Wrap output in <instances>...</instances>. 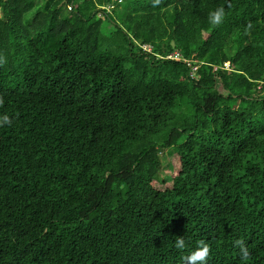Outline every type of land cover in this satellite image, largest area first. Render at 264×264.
Returning <instances> with one entry per match:
<instances>
[{
	"label": "trees",
	"instance_id": "obj_1",
	"mask_svg": "<svg viewBox=\"0 0 264 264\" xmlns=\"http://www.w3.org/2000/svg\"><path fill=\"white\" fill-rule=\"evenodd\" d=\"M4 116L0 264H264V0H0Z\"/></svg>",
	"mask_w": 264,
	"mask_h": 264
},
{
	"label": "clouds",
	"instance_id": "obj_2",
	"mask_svg": "<svg viewBox=\"0 0 264 264\" xmlns=\"http://www.w3.org/2000/svg\"><path fill=\"white\" fill-rule=\"evenodd\" d=\"M220 15L221 13L219 11L214 14V22H217L219 20ZM7 123H9L7 116L0 117V125ZM236 243L239 247L240 257L243 264H247V259L249 256L247 247L240 241H237ZM174 247L178 250H183L185 248V239L178 236L174 241ZM208 252L209 249L207 244L201 242V244H199L197 248L187 257L188 264H207Z\"/></svg>",
	"mask_w": 264,
	"mask_h": 264
},
{
	"label": "built area",
	"instance_id": "obj_3",
	"mask_svg": "<svg viewBox=\"0 0 264 264\" xmlns=\"http://www.w3.org/2000/svg\"><path fill=\"white\" fill-rule=\"evenodd\" d=\"M118 1H120V0H118ZM111 7H112V5H111ZM67 8L71 9V5H69ZM222 67L225 68V69H228L230 67V65H229V63L224 62ZM195 69H196V66L193 65L192 68H191V71H190V75L193 76V77H197Z\"/></svg>",
	"mask_w": 264,
	"mask_h": 264
},
{
	"label": "rangeland",
	"instance_id": "obj_4",
	"mask_svg": "<svg viewBox=\"0 0 264 264\" xmlns=\"http://www.w3.org/2000/svg\"><path fill=\"white\" fill-rule=\"evenodd\" d=\"M146 47H148V46H146ZM162 153L164 154L165 152H162ZM160 172L163 173V174L169 173V169H168V159H167L166 156L163 158V161H162V169H161Z\"/></svg>",
	"mask_w": 264,
	"mask_h": 264
}]
</instances>
